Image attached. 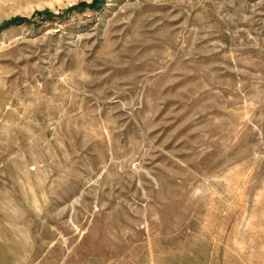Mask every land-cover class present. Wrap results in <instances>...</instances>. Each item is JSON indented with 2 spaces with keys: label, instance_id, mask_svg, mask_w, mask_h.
<instances>
[{
  "label": "rangeland",
  "instance_id": "obj_1",
  "mask_svg": "<svg viewBox=\"0 0 264 264\" xmlns=\"http://www.w3.org/2000/svg\"><path fill=\"white\" fill-rule=\"evenodd\" d=\"M15 18L0 264H264V0H0Z\"/></svg>",
  "mask_w": 264,
  "mask_h": 264
},
{
  "label": "trees",
  "instance_id": "obj_2",
  "mask_svg": "<svg viewBox=\"0 0 264 264\" xmlns=\"http://www.w3.org/2000/svg\"><path fill=\"white\" fill-rule=\"evenodd\" d=\"M97 2H95V3H97ZM95 5L96 4H93L92 8H95L96 7ZM81 6H85V4H83ZM38 14H40V15L41 14H46L47 16H50L52 13L51 12H45V13H40L39 12ZM27 21H29L27 18H15V19H12V20L6 22L5 24L1 25L0 26V30H3V29H5V28H7L9 26H12V25H19V24L25 23Z\"/></svg>",
  "mask_w": 264,
  "mask_h": 264
}]
</instances>
